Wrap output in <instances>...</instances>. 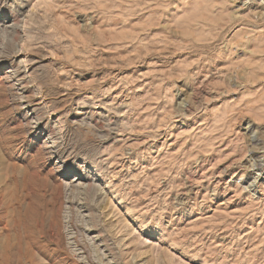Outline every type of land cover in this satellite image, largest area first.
<instances>
[{"label":"rangeland","instance_id":"obj_1","mask_svg":"<svg viewBox=\"0 0 264 264\" xmlns=\"http://www.w3.org/2000/svg\"><path fill=\"white\" fill-rule=\"evenodd\" d=\"M0 264H264V0H0Z\"/></svg>","mask_w":264,"mask_h":264},{"label":"bare ground","instance_id":"obj_2","mask_svg":"<svg viewBox=\"0 0 264 264\" xmlns=\"http://www.w3.org/2000/svg\"><path fill=\"white\" fill-rule=\"evenodd\" d=\"M245 3V2H244ZM260 6V5H259ZM241 8V7H240ZM261 12H259L258 14H260ZM52 145V144H51ZM52 148H53V145H52ZM73 183V182H72ZM68 187V186H67ZM68 233V232H67ZM66 236H69V235H66Z\"/></svg>","mask_w":264,"mask_h":264}]
</instances>
